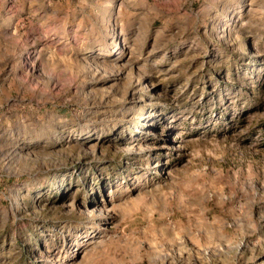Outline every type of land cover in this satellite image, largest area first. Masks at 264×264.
<instances>
[{"label": "rangeland", "instance_id": "374dc122", "mask_svg": "<svg viewBox=\"0 0 264 264\" xmlns=\"http://www.w3.org/2000/svg\"><path fill=\"white\" fill-rule=\"evenodd\" d=\"M0 264H264V0H0Z\"/></svg>", "mask_w": 264, "mask_h": 264}]
</instances>
